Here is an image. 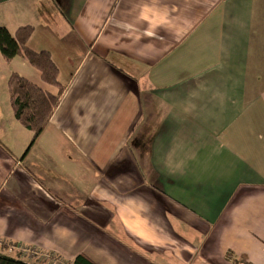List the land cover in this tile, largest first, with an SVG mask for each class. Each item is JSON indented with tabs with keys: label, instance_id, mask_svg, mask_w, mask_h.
I'll return each mask as SVG.
<instances>
[{
	"label": "crops",
	"instance_id": "crops-1",
	"mask_svg": "<svg viewBox=\"0 0 264 264\" xmlns=\"http://www.w3.org/2000/svg\"><path fill=\"white\" fill-rule=\"evenodd\" d=\"M27 26L63 93L27 154L0 108V242L66 263L264 264V0H0V28Z\"/></svg>",
	"mask_w": 264,
	"mask_h": 264
},
{
	"label": "trees",
	"instance_id": "trees-1",
	"mask_svg": "<svg viewBox=\"0 0 264 264\" xmlns=\"http://www.w3.org/2000/svg\"><path fill=\"white\" fill-rule=\"evenodd\" d=\"M32 32L33 28L27 26L17 29L11 35L5 28H0V55L4 61L11 62L14 59L26 61L30 68L39 73L43 84L56 89L54 95L48 94L18 74L13 73L9 77L8 95L13 118L32 136L25 154L34 146L49 124L63 93V88L58 83V68L50 54L35 53L26 47ZM238 263L242 261L233 260V264ZM0 264L33 263L22 261L18 254L15 257L0 254ZM68 264L95 263L86 256L79 255Z\"/></svg>",
	"mask_w": 264,
	"mask_h": 264
},
{
	"label": "rangeland",
	"instance_id": "rangeland-1",
	"mask_svg": "<svg viewBox=\"0 0 264 264\" xmlns=\"http://www.w3.org/2000/svg\"><path fill=\"white\" fill-rule=\"evenodd\" d=\"M15 70L16 69H14L13 64H11L10 62L4 61V59L0 55V108L2 110V114H3L4 118H7L8 116H11L12 119H13L12 110H11L10 103H9L8 80H9V77L11 76V74L16 72ZM35 73H37V75H39L38 72H35ZM46 87H48V86H46ZM51 88L52 87H48V89H51ZM8 119L11 120V118H8ZM11 121H13V120H11ZM13 123H14V121H13ZM15 123H18V122H15ZM19 126L22 127L20 124H19ZM29 143H30V141H29ZM115 228L119 229V227L117 226V223L115 225ZM117 231L120 234V230H117ZM117 231H116V233H117ZM117 235H118V233H117ZM12 256L15 257V255H12ZM50 256H52V255H50ZM54 258H56V257H54ZM56 259L58 261H60V264H68V263L64 262L62 259H59V258H56ZM21 260L24 261V259H21ZM28 262L29 263H33V264H35V263L39 264V261L36 260V259H30V261H28ZM44 262H46V261H44Z\"/></svg>",
	"mask_w": 264,
	"mask_h": 264
},
{
	"label": "built area",
	"instance_id": "built-area-1",
	"mask_svg": "<svg viewBox=\"0 0 264 264\" xmlns=\"http://www.w3.org/2000/svg\"><path fill=\"white\" fill-rule=\"evenodd\" d=\"M0 249L7 255H19L21 259H26L25 261H30V259H36L39 264H60L56 258L45 254L34 247L25 246L21 243L16 244H4L0 242ZM46 261V262H44Z\"/></svg>",
	"mask_w": 264,
	"mask_h": 264
}]
</instances>
